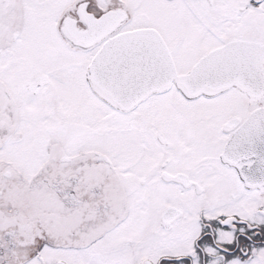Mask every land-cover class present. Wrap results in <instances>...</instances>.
<instances>
[{"label":"snow or ice","instance_id":"obj_1","mask_svg":"<svg viewBox=\"0 0 264 264\" xmlns=\"http://www.w3.org/2000/svg\"><path fill=\"white\" fill-rule=\"evenodd\" d=\"M0 264H264V0H0Z\"/></svg>","mask_w":264,"mask_h":264}]
</instances>
